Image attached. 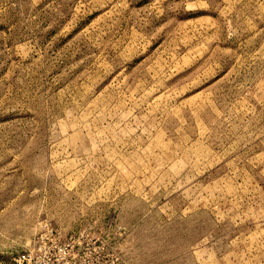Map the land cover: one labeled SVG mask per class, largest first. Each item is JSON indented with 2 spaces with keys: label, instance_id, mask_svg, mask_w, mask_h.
I'll return each mask as SVG.
<instances>
[{
  "label": "rangeland",
  "instance_id": "374dc122",
  "mask_svg": "<svg viewBox=\"0 0 264 264\" xmlns=\"http://www.w3.org/2000/svg\"><path fill=\"white\" fill-rule=\"evenodd\" d=\"M264 264V0H0V264Z\"/></svg>",
  "mask_w": 264,
  "mask_h": 264
},
{
  "label": "built area",
  "instance_id": "2783aa9c",
  "mask_svg": "<svg viewBox=\"0 0 264 264\" xmlns=\"http://www.w3.org/2000/svg\"><path fill=\"white\" fill-rule=\"evenodd\" d=\"M33 259V253L30 251H24L21 254L16 255L14 262L16 264H30Z\"/></svg>",
  "mask_w": 264,
  "mask_h": 264
}]
</instances>
